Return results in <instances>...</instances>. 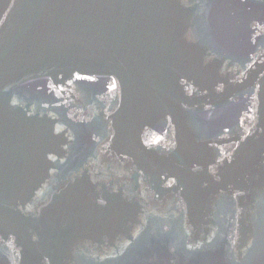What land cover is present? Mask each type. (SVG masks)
<instances>
[{
    "label": "water",
    "instance_id": "1",
    "mask_svg": "<svg viewBox=\"0 0 264 264\" xmlns=\"http://www.w3.org/2000/svg\"><path fill=\"white\" fill-rule=\"evenodd\" d=\"M0 264H264V0H0Z\"/></svg>",
    "mask_w": 264,
    "mask_h": 264
}]
</instances>
